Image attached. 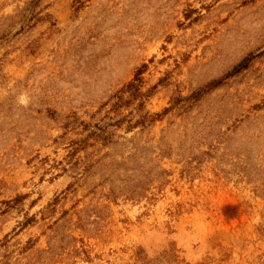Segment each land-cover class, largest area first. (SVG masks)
Returning a JSON list of instances; mask_svg holds the SVG:
<instances>
[{
	"label": "rangeland",
	"instance_id": "rangeland-1",
	"mask_svg": "<svg viewBox=\"0 0 264 264\" xmlns=\"http://www.w3.org/2000/svg\"><path fill=\"white\" fill-rule=\"evenodd\" d=\"M141 63L221 82L72 151ZM0 264H264V0H0Z\"/></svg>",
	"mask_w": 264,
	"mask_h": 264
},
{
	"label": "trees",
	"instance_id": "trees-1",
	"mask_svg": "<svg viewBox=\"0 0 264 264\" xmlns=\"http://www.w3.org/2000/svg\"><path fill=\"white\" fill-rule=\"evenodd\" d=\"M248 65V58L245 57L239 61L229 74L240 71ZM147 64L141 63L133 72L130 80L121 86L105 103L109 102L110 106L107 109L106 117L100 119L93 124L81 122L82 131H85L83 137L74 140L71 150L78 151L87 146L96 143L107 145L113 141V134L117 129L123 128V133H128L138 128L139 131L145 130L148 126L154 124L166 112L172 109H183L185 103L189 104L200 98L202 95L209 92L211 89L220 85L221 79H214L192 91L187 96L175 95L171 99L170 105L163 108L161 112L151 113L145 109V102L153 93L157 85L162 84L163 79H159L157 83L153 84L146 90L143 88L142 74L145 72ZM104 105V104H103ZM124 109L126 112L124 113ZM109 113H113L110 116ZM107 118V120L105 119ZM122 134H118L117 138H122ZM126 158H131L130 156ZM136 186H130L127 189L128 196H133L136 192Z\"/></svg>",
	"mask_w": 264,
	"mask_h": 264
}]
</instances>
